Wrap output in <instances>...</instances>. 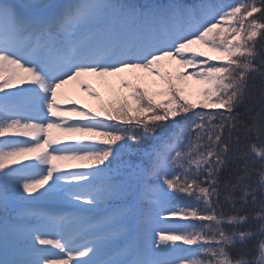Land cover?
<instances>
[{"label":"snow or ice","instance_id":"6c2138e0","mask_svg":"<svg viewBox=\"0 0 264 264\" xmlns=\"http://www.w3.org/2000/svg\"><path fill=\"white\" fill-rule=\"evenodd\" d=\"M89 76L127 91L68 105L70 81L100 96ZM0 93V264H264V241L231 257L254 233L225 228L256 219L264 236V0H0ZM129 140L141 164L124 160ZM249 197L259 211L241 215ZM190 220L204 227H177Z\"/></svg>","mask_w":264,"mask_h":264},{"label":"trees","instance_id":"16d2710c","mask_svg":"<svg viewBox=\"0 0 264 264\" xmlns=\"http://www.w3.org/2000/svg\"><path fill=\"white\" fill-rule=\"evenodd\" d=\"M131 1H135V0H126V2H131ZM161 1V0H158ZM228 1L230 3H239L241 2V0H225ZM164 2H166V0H164ZM181 2L183 3H187V4H196L199 3L200 0H181ZM127 76L129 79L132 80V82L134 84L136 83H143V81L137 80L131 73H126V74H122ZM120 80L117 79L116 85L114 86V90L111 93L110 96L106 97V99L104 100V102H110L114 95L116 93H126V89H123L120 85V82L118 81ZM256 83H259V78H257ZM73 86L76 85H71L69 87H67L64 90V96H63V100L67 101V99H69L70 97H72L73 95ZM78 87V93L81 94V89L79 87V85H77ZM150 91H152V89L150 88ZM251 103V101H249L248 103L243 104L238 111L241 114H245L249 104ZM74 104H77L79 107L81 108H88L87 106H85L81 101H76ZM94 103H92V106ZM100 104L101 102L97 103L95 105V107L93 109H91L92 111L96 112V111H100ZM259 111V105H257L256 107H254L250 112H247V116L246 118H249L251 116H254L257 112ZM100 119L105 120L106 123H110L109 121H107V118L105 116H101ZM193 119H195V117H193ZM147 138H145V141H142L141 143L146 142ZM63 144L65 145H72L75 144L76 141L72 140V139H65L62 141ZM248 145V141L247 140H243L242 139V144L241 147L247 146ZM128 147L132 149V152L130 154H127L124 156V160L128 161L132 164H141L142 160L135 155V150L137 145L135 144V142L129 140L128 142ZM66 163H78L76 161H72V162H66ZM245 161L243 159H239V158H234L232 161L229 162V164L227 165V167L225 169L221 170V174H220V189L222 192V196H221V206L220 208H218L219 210H223L225 212H227L228 214H236L232 209H233V204L231 201H227L225 199V196L228 193V189L226 188V182L231 180L233 183H235V178L237 176H240L242 174V169H243V165H244ZM69 171H72L74 169H67ZM178 171V170H176ZM259 174L256 172H253L251 177L249 178V180L247 181V183L250 184H256L259 183ZM154 183V181H152ZM235 195L237 197L243 196V192L240 191L239 189H237V191L235 192ZM249 203L247 204H242L241 202L237 201L235 207L237 209H242V211L240 212L241 215H249L252 216L254 215L255 212L259 211V205L257 204L256 206H253V204L251 203V197L248 198ZM176 204L177 206H181V207H185V206H196L197 202L194 199L191 198H184V197H177L176 199ZM199 207L203 208L204 205L200 204ZM258 221L256 219H250L247 222L241 223L239 225L236 226H232V225H225V228L231 232V231H251L254 234L246 241V243L243 244H237V246L235 248H233L231 250V257L235 258V259H241V258H246V259H253L255 257H257L259 255V244L260 242L264 241V236L259 235L258 233ZM177 227H181V228H187L189 230H200L204 227V225L198 221L195 220H190L184 224L181 225H177ZM184 247V251L182 253V255L184 256H197L200 260L202 261H207L209 259L208 256L198 253L196 249H189L188 246H183Z\"/></svg>","mask_w":264,"mask_h":264},{"label":"rangeland","instance_id":"374dc122","mask_svg":"<svg viewBox=\"0 0 264 264\" xmlns=\"http://www.w3.org/2000/svg\"><path fill=\"white\" fill-rule=\"evenodd\" d=\"M197 47H199V46H197ZM200 50H204V51H207V49H205V48H200ZM165 64H166V69H168V70H172V67H173V65L171 64V63H169V62H165ZM168 66H170V67H168ZM191 69H189V71H190ZM85 78V80H87V82H89V79L90 80H92L91 82H92V89H94L93 87H95V91H97L98 90V92H100L101 91V89H102V91H103V93L105 94V96L106 97H108V96H110L111 95V93L113 92V90L112 89H110L109 88V86H108V84L104 81V79L103 78H100V77H95V76H89V77H84ZM83 78V79H84ZM117 79H119V77H110V78H108V81H110L111 82V84L112 85H116L117 84V82H116V80ZM119 81V80H118ZM72 83H74V81H72V82H69L68 84H66V85H64L65 86V89L68 87V86H70ZM75 85L76 86H73L72 88H74L73 89V92L77 95V96H80V94L78 93V87H77V85H80V83L78 82V81H75ZM196 87H198V86H196L195 85V83L193 82V85H192V88L189 90V92H186L185 93V95H186V97H188V98H190V99H193L194 101L195 100H197L198 98H197V96H195L194 94H192L193 93V90L196 88ZM65 89H63V93H64V90ZM89 90V89H88ZM90 91V90H89ZM152 91H154V89H152ZM91 92V91H90ZM90 95H92L91 93H89ZM64 96V95H63ZM93 96V95H92ZM93 98H95V97H93ZM86 99L88 100V95H86ZM96 99V98H95Z\"/></svg>","mask_w":264,"mask_h":264},{"label":"clouds","instance_id":"9594fccd","mask_svg":"<svg viewBox=\"0 0 264 264\" xmlns=\"http://www.w3.org/2000/svg\"><path fill=\"white\" fill-rule=\"evenodd\" d=\"M233 264H240L239 260L234 261Z\"/></svg>","mask_w":264,"mask_h":264}]
</instances>
